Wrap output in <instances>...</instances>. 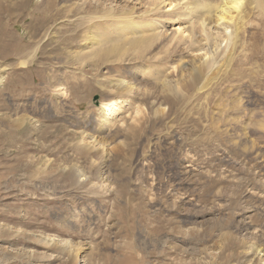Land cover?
<instances>
[{"label":"rangeland","instance_id":"rangeland-1","mask_svg":"<svg viewBox=\"0 0 264 264\" xmlns=\"http://www.w3.org/2000/svg\"><path fill=\"white\" fill-rule=\"evenodd\" d=\"M47 1L0 0V264H264V32L246 35L234 75L173 105L157 74L135 71L165 40L144 51L152 62L138 50L131 63L85 67L74 57L91 34L85 12L48 20ZM186 50L164 53L163 75L184 79ZM121 74L140 92L98 131L101 85ZM83 131L106 142L104 165L81 156ZM74 165L103 187L70 184ZM65 242L87 247L80 260L59 252Z\"/></svg>","mask_w":264,"mask_h":264},{"label":"bare ground","instance_id":"bare-ground-1","mask_svg":"<svg viewBox=\"0 0 264 264\" xmlns=\"http://www.w3.org/2000/svg\"><path fill=\"white\" fill-rule=\"evenodd\" d=\"M62 1L70 2L71 0H48L45 2L43 6L45 8L44 18L49 20L50 16L61 17L63 13L67 15V13L85 12L86 15L83 17L85 18V33L91 32V34L87 35L84 51L77 52L75 53L77 55L74 56L80 61L85 60V67L89 64L106 67L108 64L131 63V58L126 55L128 52L138 50L143 51L140 53H144L138 55V58L142 60L143 57H147L144 51L152 49L160 40H165V43L168 44V48H166V44L163 43L166 46L164 53H168L169 50L173 55H176L174 53L179 50L187 49V52L190 50L189 52L192 54L191 58L186 61V69L184 65H177L179 71L185 69V77L180 80L182 83L176 82L177 80L175 81V79L168 76L170 73L163 75V72L169 67L160 60L166 59L164 53L163 55L154 56L153 62L151 60L152 54L147 57L152 62H150L151 64L148 63V67L135 70L136 75L142 78L148 75L153 78L157 74L158 79L156 78L155 82H159L157 84L166 98L165 100H170L173 105L178 102L182 95H190L192 92H201L208 89L217 81L219 82L220 78H223L221 77L223 74L231 72V75H234L236 72H234L232 66L236 58L241 54L244 59L245 57L248 59L246 56L248 50L246 35L253 31L264 32V0H97L96 3H93L92 0H79L80 3H71L70 7L65 10L64 5H60ZM117 2H126V4L118 6ZM164 16L171 17L172 22L177 24V27L174 26V28L169 29L164 24L158 23V19ZM166 20L165 22H167ZM102 23L105 28L99 32L96 29L103 28L99 27L102 26ZM64 25L68 26L69 24L64 23ZM197 30H200V33L204 35L203 38H197ZM203 40L205 42H202ZM164 45L162 46L164 47ZM38 49L39 46L34 48V51L29 56L27 55L28 58L23 60L22 64L32 63ZM169 58L171 59L170 56ZM170 66L174 67V70L178 69L175 68V61ZM84 73L82 72L83 76ZM119 75L109 80L106 79L108 76L103 78L106 79L105 85H101L105 91V99L98 106V114L102 117L101 121L98 122L100 123L98 131L114 121L118 108H121V103L125 101H122L123 98H134L140 92V89L138 91L134 84L123 78L122 74ZM77 78L80 87L88 85L85 83V79ZM3 80L4 76L0 73V84L3 83ZM184 81L185 83H183ZM142 93L144 94V92ZM145 93L146 95L150 94L149 92ZM151 96L155 95L151 93ZM162 111L165 113V109ZM133 127L131 130H133ZM82 133L83 138L78 144L82 146V149H79L81 156L87 157L92 154L94 156V153H96L104 165L109 153L106 142L95 134L86 131ZM94 162H97L96 158ZM100 165L101 162L98 163L95 171L101 167ZM66 177L71 181L70 184L79 188H85V185L88 186L91 183L97 185L93 187L99 185L102 188L104 184V181L98 176L99 181L95 182V179L91 175H87L80 165L69 168ZM67 242H65L67 246L62 247L60 251L56 250L62 255L65 254L68 258H72L73 261H77L83 251L87 250V247L71 245ZM90 259L88 258V260Z\"/></svg>","mask_w":264,"mask_h":264}]
</instances>
